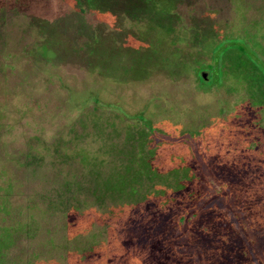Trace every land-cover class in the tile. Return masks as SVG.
<instances>
[{
	"label": "rangeland",
	"instance_id": "obj_1",
	"mask_svg": "<svg viewBox=\"0 0 264 264\" xmlns=\"http://www.w3.org/2000/svg\"><path fill=\"white\" fill-rule=\"evenodd\" d=\"M242 31L264 55V0H0L12 264H264V81L239 64ZM142 127L153 167L198 176L196 201L100 194Z\"/></svg>",
	"mask_w": 264,
	"mask_h": 264
},
{
	"label": "trees",
	"instance_id": "obj_2",
	"mask_svg": "<svg viewBox=\"0 0 264 264\" xmlns=\"http://www.w3.org/2000/svg\"><path fill=\"white\" fill-rule=\"evenodd\" d=\"M248 31L238 32L236 34V56L240 60L239 64L242 68H254L258 72V80L264 81V55L257 44L252 40ZM220 41L213 48L209 60H212L213 64L203 63L199 68L207 69L208 80L209 75L214 70L220 71L222 68V53L226 51L224 45ZM234 49V48H232ZM236 67H238L236 62ZM201 72L197 75L198 79L202 82L205 78L201 77ZM240 78H243V71L241 70ZM143 120L141 116L138 117ZM145 126L152 128L144 123ZM150 130V129H149ZM151 131L145 128H139L133 134L131 132L126 133V139L131 142L130 150H127L128 156L127 163L123 166L122 170L118 171L112 177L101 180L100 184H96V188L100 194L110 192L109 194H116L120 201L126 200L125 197H131L138 195L140 189L154 193L156 197L159 194H163L167 191V200L183 201L187 200L189 203L196 201L200 196V190L196 182V176L191 172V167L181 166L180 168H172L165 172L158 171L152 166L151 159L154 154L153 148L149 145L151 138H148ZM124 155V156H125ZM63 156L75 159L85 160V156L78 152H68L67 148L63 149ZM125 156V157H126ZM133 163V165H131ZM67 190L70 192L72 189L70 185ZM74 198V196H72ZM73 211L78 208L72 206ZM69 216V215H67ZM185 216L181 217V220ZM67 218V217H66ZM71 218V216H69ZM187 220V219H186ZM24 231L23 227L18 229L0 226V264H12L10 260L11 247L15 244L17 234L19 231Z\"/></svg>",
	"mask_w": 264,
	"mask_h": 264
},
{
	"label": "water",
	"instance_id": "obj_3",
	"mask_svg": "<svg viewBox=\"0 0 264 264\" xmlns=\"http://www.w3.org/2000/svg\"><path fill=\"white\" fill-rule=\"evenodd\" d=\"M201 77L205 78V72L204 71L201 72Z\"/></svg>",
	"mask_w": 264,
	"mask_h": 264
}]
</instances>
